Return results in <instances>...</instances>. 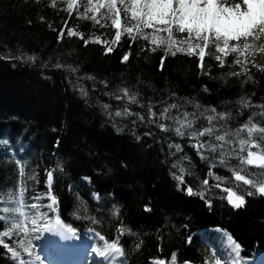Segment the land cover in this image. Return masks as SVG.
<instances>
[{
	"label": "trees",
	"instance_id": "16d2710c",
	"mask_svg": "<svg viewBox=\"0 0 264 264\" xmlns=\"http://www.w3.org/2000/svg\"><path fill=\"white\" fill-rule=\"evenodd\" d=\"M50 2L0 0V215L5 217L0 232L9 231L0 235V264L29 260L24 252L28 238L11 227V210L20 196L27 206L40 203L41 216L58 217L77 235L90 230L116 243L126 264L153 259L170 264L173 253L176 264H215V251L223 246L216 229L238 243L244 256L264 248V195L248 196V186L234 179V171L243 169L246 178L264 183V168L240 163L247 145L239 156L233 152L238 139L248 138L246 131L238 137L233 133L250 116L264 127V116L258 115L264 108L256 107L264 105V71L249 65L247 74L229 75L240 71L238 65L229 66L236 54H229L219 67L214 58L219 53L211 45L202 70L196 54L177 51L165 57L163 45L156 47L139 36L133 42L124 31L130 16L120 3L121 40L112 44L116 29L111 19L101 18L102 11L96 14V24L82 15L85 0L71 11L64 10L67 5L61 0L56 8ZM62 29L64 37L58 40ZM69 29L84 39L69 36ZM159 35L167 38L166 33ZM186 36L174 30L175 39ZM97 37L108 44L97 43ZM108 46L113 51L106 54ZM127 53L128 61L121 62ZM256 61L264 64V53L257 54ZM122 89L134 94L136 102ZM241 99L250 106L243 107ZM166 107L167 117L184 119L183 113H189L193 127L185 129L184 136L177 135L175 119L161 118ZM125 109L132 114L124 115ZM117 111L122 115L116 116ZM221 113L224 119H219ZM208 115L217 116L212 125ZM210 126L212 136L188 135ZM225 131L231 143L215 139ZM252 140L257 146L251 151L264 156V133H253ZM197 142L204 144L199 153L193 147ZM209 144H224V149L212 152ZM18 159L23 162L18 164ZM49 170L51 186L46 182ZM174 174L183 175L185 182L180 184ZM188 186L194 193L203 192L204 198L188 195ZM226 188L244 196L242 208L227 204ZM146 206L151 211H145ZM3 207L10 211L3 212ZM4 244L20 255L13 257Z\"/></svg>",
	"mask_w": 264,
	"mask_h": 264
},
{
	"label": "snow or ice",
	"instance_id": "6c2138e0",
	"mask_svg": "<svg viewBox=\"0 0 264 264\" xmlns=\"http://www.w3.org/2000/svg\"><path fill=\"white\" fill-rule=\"evenodd\" d=\"M36 3H39L40 0H35ZM78 0H68L67 8L65 11H71V9L77 4ZM117 3L124 5L125 13L130 12L129 22L124 27V31L127 33L130 40L135 42L137 36L142 39L149 41L152 45H156V47H160L161 45L165 46V57L170 53L172 56H175L177 51L184 52L187 55H198L199 58V67L203 70L204 60H205V50L209 48V46H213L215 53H219V55H215L214 58L219 62V67L225 66V58L232 53H235V57L231 61L232 65L240 66V71L231 72L229 75L232 76H240L242 73L247 74L251 71L249 65L251 67L256 68L258 71H264V64H259L256 61V56L259 53H264V0H86V4L83 5L84 13L82 14L85 18L91 19L96 24H100V20L96 18V14L99 13L100 9L106 8L107 12L101 17L102 19H111V25L116 29L114 39L111 41L112 44H118L121 40V18H120V9L117 7ZM57 0H51L50 7L56 8ZM91 12L93 15L88 17V13ZM79 18V17H78ZM43 20V17H41ZM134 22V23H133ZM106 25H101V27H105ZM65 27H67V21H65ZM143 29H152L151 33H146ZM174 30L176 33L184 34L187 36L177 40L174 38ZM166 33L167 38H163L159 35V33ZM69 36H80V39H84V35L82 33H77L75 30L69 29ZM64 31L63 29L60 31L58 40L63 39ZM196 41V43H193ZM97 43L108 44V41L101 42L99 37L96 38ZM87 45V41H85V46ZM179 45V46H178ZM187 45V47H184ZM175 49V50H174ZM197 49L199 50L197 52ZM156 48H152L151 51H155ZM113 48L111 46L106 47V54L111 53ZM212 55V53H209ZM130 53L125 54L122 57L121 62H127L129 59ZM161 58V63H163V59ZM29 60H35V57L29 56ZM251 79V76H248ZM124 96H127L130 101L136 102V96L129 95L128 89L121 90ZM120 96H117V99H120ZM240 103L243 107H249L250 101H246L241 99ZM171 108H177L176 104L170 105ZM199 108V105L196 106ZM260 108H264V105L256 106ZM150 116H155L156 113L149 108ZM215 113V109L211 110ZM169 112V108L166 107L163 109L161 113V118L175 119L178 127H176L175 131L177 135L184 136L185 129H190L193 127V123L188 119L189 113H183L184 119H180L177 117H167V113ZM127 109L124 111V115H131ZM116 116H121L122 113L117 111L115 113ZM195 116V113L192 114ZM203 115V113H201ZM260 116H264V111L258 113ZM219 119H224V114H218ZM140 119L143 120L144 117L140 116ZM209 125H212V122L217 119V116L208 115L206 117ZM161 130H167L164 124L159 125ZM214 131V127L210 126L207 128H203L198 131H191L188 135L195 139L197 137L212 136ZM246 131L248 134L247 139H238V149H233V152L237 156L239 153L245 151V146H248L247 156H239L241 164L253 165L257 164L260 168H264V156L258 155L257 152L251 151L252 147H256V142L252 140L253 133L259 132L264 133V127H260L258 124L253 123V119L250 116L248 121L241 126L240 129H237L233 135L239 136L240 132ZM229 133L227 131L224 134L216 135L215 139L217 141H221L224 143H231L226 140V136ZM177 149V151H182L179 145H173ZM193 147L197 148L199 153L200 149L204 147L203 143L197 142V144L193 145ZM208 147L212 152H215L217 148L224 149V144L212 145L209 144ZM224 151H227L226 149ZM224 152H221L220 164H224L223 159ZM229 155H232V152H229ZM203 158V157H202ZM23 161L18 159L17 163L20 164ZM215 165H213L214 167ZM173 167H176L173 164ZM181 173L184 172V169L181 168ZM243 171V169H241ZM241 171H234V179L235 181H242L244 185H247L246 189L247 195L252 196L254 194L264 195V183H257L256 181L246 178L245 175L241 174ZM23 173V169H21V174ZM208 175H213L211 171ZM53 178L52 171H47V182L48 185H51ZM174 178L179 181L180 184H183L184 177L183 175H175ZM90 179V178H87ZM215 179L220 180L219 176H216ZM203 185L208 184V180L205 179L202 181ZM218 186V185H217ZM188 195L198 194L201 198H204V193H194L193 188L188 186L187 189ZM224 191L228 192L229 195L227 197L228 202L235 209L242 208L246 200L243 195H237L236 192L232 191L230 188L224 189ZM98 195V194H97ZM32 199H39V196H34ZM53 203L55 200L53 199ZM208 206L211 207V202L208 201ZM31 208H37L36 204H31ZM45 207L51 209L52 205L48 204ZM23 208V198L21 196L20 206L12 209L14 212H19L21 217H24ZM2 211L7 213L10 211L8 207H3ZM145 211H151L149 207H145ZM42 214L37 212L33 218V222L31 225L32 232L39 235L43 232H49L53 235L60 236L63 240H71L74 238L75 233L74 230L68 228L65 232L62 227H60V222L57 221L56 227L50 226L47 221V215L43 214L45 217V221L43 224L37 223L38 218ZM5 220V217L0 215V221ZM22 222V221H21ZM20 224L17 222H13L11 224L12 228L19 227ZM123 234V233H121ZM2 236H8L9 231L0 232ZM101 240L104 239L103 236L100 237ZM231 240V237H228ZM0 243H3L0 240ZM23 241H21V245H23ZM233 246L227 247L224 250L223 255H219V260H223L224 264H240V249L241 246L238 243L232 242ZM5 248H9L7 244H4ZM30 247H35L31 241H29L28 246L24 247V252L31 257L32 252L29 250ZM9 251L12 252L13 257H17L20 255L19 252L13 251V249L9 248ZM113 253L115 255H113ZM98 256L102 257L101 264H126V259L124 258V253L121 248L117 247L116 243H108L107 247L104 251L98 252ZM111 256V259L109 257ZM37 260L40 261V264H44V258L40 255L39 252L36 253ZM19 264H30V261L20 260ZM159 264H164L163 260L159 261ZM170 264H176V255L175 253L171 256ZM219 264V261L217 262Z\"/></svg>",
	"mask_w": 264,
	"mask_h": 264
},
{
	"label": "rangeland",
	"instance_id": "374dc122",
	"mask_svg": "<svg viewBox=\"0 0 264 264\" xmlns=\"http://www.w3.org/2000/svg\"><path fill=\"white\" fill-rule=\"evenodd\" d=\"M61 1L65 5H67V3H68V0H61ZM85 2H86V0H85ZM100 11H102L103 14H105L106 11H107V9L106 8H102V9H100ZM128 14L130 16V12ZM20 201H21V196L19 198H17L16 203L13 206L12 209L19 207L20 206ZM30 205L27 206L26 203H25V201H24V199H23V208H22V211L24 212V217H21L20 214H19V212H14V211L11 210V213H12V216H13L12 221L13 222H17V223L20 224V226L17 227L16 229H18L21 234L26 235V237L28 238V241H31L32 244L35 245V247H32V255H31V257H29L28 258L29 260H27V261H30V264H40V261L37 260V258H36V253L37 252H39L40 255L44 258V264H50V263H48L45 260L47 256H48L47 259L48 258L49 259L50 258L51 259L52 258H56L58 260H61L64 257L62 255H65V251L66 250L68 251L71 248V245L74 242H77V243H85V242H88V244L90 246L91 245L93 246V242L96 241V239H97V241L100 240V238L98 239L97 237H95L94 235H91L89 233L84 234L81 237V239H75V240L73 239L72 242L70 240H67V241L65 240L64 241L58 235H53L52 234V236H50L51 233H49V232H43V233H40L39 235H37L36 233L32 232L31 225H32L33 218H34L35 214L37 212L41 213L40 212V208L42 206L39 203V204H36L37 205V208H31ZM44 221H45L44 216H40L38 218V220H37V223L43 224ZM56 225H57V221H54V222L51 223L50 226L56 227ZM201 232H203V230L202 231H198L195 234L198 235V234H201ZM47 234L50 237H48ZM74 245L75 244H73V246ZM231 246H233L232 241L229 240L228 237H226L225 245H224V248L222 250H220V255H223L224 250L227 247H231ZM43 251L45 253H43ZM262 251H264V249H262ZM239 255H240V264H248V262H250L249 264L252 263L250 259L249 260L246 259V257L244 256V254H243V252L241 250H240ZM255 255H257V254H255ZM255 255H253V257ZM219 264H224V261L223 260H219Z\"/></svg>",
	"mask_w": 264,
	"mask_h": 264
},
{
	"label": "bare ground",
	"instance_id": "6f19581e",
	"mask_svg": "<svg viewBox=\"0 0 264 264\" xmlns=\"http://www.w3.org/2000/svg\"><path fill=\"white\" fill-rule=\"evenodd\" d=\"M61 226L62 225L60 224V227ZM62 228L64 229L63 226H62ZM64 231H65V229H64ZM72 240L73 239H71V241ZM81 249H82V251H81V254L79 255V263H77V264H101L102 257L97 255L98 252H97V250H95L94 247H90V245H81ZM85 250H87V251H85ZM44 251H43V253H45ZM113 255H115V254L113 253ZM75 256H76V254L74 253V255H73L74 259H76ZM109 259H111V256L109 257ZM47 260L50 264H62L61 260H58V259H56L57 261H55L53 258L52 259L48 258ZM258 260H259V264H264V253L259 256Z\"/></svg>",
	"mask_w": 264,
	"mask_h": 264
},
{
	"label": "water",
	"instance_id": "95a60500",
	"mask_svg": "<svg viewBox=\"0 0 264 264\" xmlns=\"http://www.w3.org/2000/svg\"><path fill=\"white\" fill-rule=\"evenodd\" d=\"M46 182H47V174H46ZM239 182H242V181H239ZM52 183H53V178H52V182H51V184H52ZM47 184H48V182H47ZM228 195H229V193L226 192V202H227V204H228L231 208H233L232 205L228 202V199H227Z\"/></svg>",
	"mask_w": 264,
	"mask_h": 264
}]
</instances>
